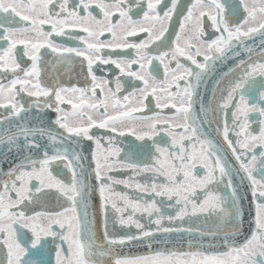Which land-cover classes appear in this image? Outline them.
Instances as JSON below:
<instances>
[{
	"label": "snow or ice",
	"instance_id": "1",
	"mask_svg": "<svg viewBox=\"0 0 264 264\" xmlns=\"http://www.w3.org/2000/svg\"><path fill=\"white\" fill-rule=\"evenodd\" d=\"M0 251L264 264V0H0Z\"/></svg>",
	"mask_w": 264,
	"mask_h": 264
},
{
	"label": "flooded vegetation",
	"instance_id": "2",
	"mask_svg": "<svg viewBox=\"0 0 264 264\" xmlns=\"http://www.w3.org/2000/svg\"><path fill=\"white\" fill-rule=\"evenodd\" d=\"M190 2H191V0H181L182 5H184V6L189 5ZM227 2L230 3L231 0H227ZM179 22H180V18H178L176 15H174L173 20H172V22H171V26H170V28H169V33L166 34V37H167V36H172V38L174 39V33H175L176 31H178V28H179ZM143 38H146V34H141L140 36L132 37V38H130V39L133 40V41L139 42V41H140L141 39H143ZM56 39H57L58 42H65V43H67L69 46H80L78 41H75V42H74V41H71V40H69L67 37H63V38L57 37ZM47 51H48V50H42V52H44V53H46ZM132 51H133V50H131V49L127 50V54H128L129 56H131V55H132ZM45 59H47V60H51L52 57H51L50 55H45ZM105 67H106V68H109V69H112L113 74H117V73H118V70H116V69H115V66H113V65H108V66H105ZM79 71H80V67H79V65H77L76 68H75L74 71H73V79H72V80H69L67 77H65V76H63V75L60 77V79L62 80V82L66 83V84H67V83H75L76 78H77V74L79 73ZM97 74L99 75L100 73L98 72ZM81 82H82V80H81ZM133 83L136 84V85H140V82H138V81H134ZM126 87H127V85H126ZM150 101H151V98H150ZM256 102H258V101H256ZM166 111H167V110H166ZM252 119L255 121V120L260 119V117H259L258 114H253V115H252ZM253 126L255 127L256 125L254 124ZM133 140H134V138H131V137H129V138H124V140H123L121 146H122V147H125V149L127 150V146H128ZM136 143H139V142H136ZM245 192H246L245 189L242 190V193H245ZM2 258H3V254H2V251H0V259H2ZM52 261H53V264H54V254H53V257H52Z\"/></svg>",
	"mask_w": 264,
	"mask_h": 264
},
{
	"label": "water",
	"instance_id": "3",
	"mask_svg": "<svg viewBox=\"0 0 264 264\" xmlns=\"http://www.w3.org/2000/svg\"><path fill=\"white\" fill-rule=\"evenodd\" d=\"M8 164H5L4 165V168L7 169L8 168ZM245 193H242V195H246L247 194V190L245 189ZM251 200V196L250 195H247V199H245L243 202H242V210L244 211L245 213V232L247 233V220H248V215H247V210L249 208V201ZM133 252H136V251H143V249H138V248H133L132 249Z\"/></svg>",
	"mask_w": 264,
	"mask_h": 264
}]
</instances>
